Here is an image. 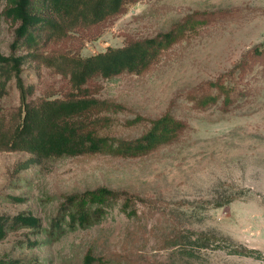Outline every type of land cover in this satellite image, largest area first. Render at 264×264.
<instances>
[{"label":"rangeland","instance_id":"obj_1","mask_svg":"<svg viewBox=\"0 0 264 264\" xmlns=\"http://www.w3.org/2000/svg\"><path fill=\"white\" fill-rule=\"evenodd\" d=\"M8 5L0 0L3 55L16 28L4 17ZM180 23L177 41L146 71L89 84L94 97L107 103L92 120L110 148L21 172L14 166L29 155L0 153V216L30 213L42 226L9 231L0 240V262L81 264L90 250L103 264H264V0H139L66 48L90 57ZM256 48L263 56L252 54ZM245 55V75L241 81L234 75L243 96L228 111L219 103L193 104L189 92L232 70ZM25 70L22 79L37 94L48 86L58 97L65 91L59 76ZM17 103L13 89L0 108ZM165 113L186 125L176 139L136 157L112 151L140 138ZM100 187L141 201L127 210L122 200L112 201L97 223L64 224L60 236L48 237L67 196Z\"/></svg>","mask_w":264,"mask_h":264},{"label":"trees","instance_id":"obj_2","mask_svg":"<svg viewBox=\"0 0 264 264\" xmlns=\"http://www.w3.org/2000/svg\"><path fill=\"white\" fill-rule=\"evenodd\" d=\"M138 1L9 0L4 17L15 23L16 28L8 55L0 53V100L8 98L14 89L18 93V103L0 108V153L29 155L27 160L14 166L15 172L50 160L99 154L111 147L109 138L96 132L95 120H92L107 103L94 97L89 84L98 78L107 80L124 73L146 71L157 62L162 51L177 41L184 23L152 38L134 41L121 48H109L90 57H81L78 50L68 49L66 44L78 40V34L121 15ZM252 52L255 56H263L257 48ZM247 58L245 55L232 70L189 92L193 104L205 108L219 103L224 111H228L243 96L234 75L237 74L241 81L246 73ZM25 69L37 74L45 70L59 76L66 82L65 91L58 97L54 87L48 86L37 94L36 87L25 84L22 79ZM262 72L263 75L264 68ZM185 128L183 122L165 113L152 121L140 138L118 143L112 151L120 156H140L170 143ZM12 200L21 201L16 197ZM116 200L123 201L124 210L134 200L141 201L124 191L105 187L67 196L47 230L48 237L60 236L64 224L86 228L97 223L104 215L106 205ZM41 228L40 220L30 213L0 216V240L9 231H40ZM103 263V257L88 250L81 264Z\"/></svg>","mask_w":264,"mask_h":264}]
</instances>
